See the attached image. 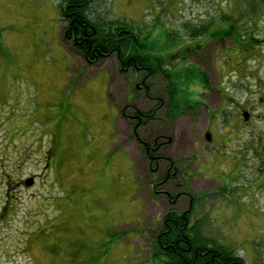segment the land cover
<instances>
[{"label":"rangeland","instance_id":"obj_1","mask_svg":"<svg viewBox=\"0 0 264 264\" xmlns=\"http://www.w3.org/2000/svg\"><path fill=\"white\" fill-rule=\"evenodd\" d=\"M240 2L93 4L94 16L129 23L165 61L168 106L162 77L145 89L144 73L121 72L115 58L92 66L74 51L59 0H0V264H160L162 219L192 210L193 198L203 236L264 264V107L254 95L252 122L237 121L247 107L238 84L230 108L238 44L211 38ZM203 27L211 32L195 36ZM259 53L247 58L254 92L264 88ZM137 111L153 113L138 134L156 160L132 135Z\"/></svg>","mask_w":264,"mask_h":264},{"label":"trees","instance_id":"obj_2","mask_svg":"<svg viewBox=\"0 0 264 264\" xmlns=\"http://www.w3.org/2000/svg\"><path fill=\"white\" fill-rule=\"evenodd\" d=\"M59 1L62 19L68 24L64 30V41L66 43L71 41L74 51L80 53L92 66L115 58L121 72H131L139 76L144 73L142 83L145 89H148V79L162 77L166 81V91L169 96L167 104L170 105L175 87L170 80L171 75L165 68L166 63L162 58L153 57L147 53L148 46L143 43L139 34L129 23L106 20L100 15L94 16L93 4L102 0ZM239 6L241 7L239 13L232 15V21L228 17L225 18L222 22L226 24V27L221 26L220 30L211 35L212 39L223 41L224 38L234 37L235 44L237 42L239 44L242 41L241 33H239L243 29L242 24L247 16H251L250 14L260 13L253 9L264 8V0H241ZM210 29L203 27L195 36L203 37L211 32ZM222 32L224 34L221 36ZM205 82L208 83L206 80ZM162 104L163 102L159 101V106ZM126 108L120 116L127 119L128 116L125 114L129 107ZM152 114V112L149 114L137 111L132 118L137 121L132 135L141 142L151 161L156 160L155 153L147 143L142 142L138 130L142 126L143 119L150 121ZM5 173L11 174L9 171ZM168 200L172 202L171 205H176V199ZM192 200V210L186 213L179 214L174 208L166 212L162 219L163 230L154 236L156 252L153 258H157L160 264H245V261L231 247L221 245L202 235L204 225L198 226V223H194L196 219L192 218L194 206L197 203L196 198Z\"/></svg>","mask_w":264,"mask_h":264},{"label":"flooded vegetation","instance_id":"obj_3","mask_svg":"<svg viewBox=\"0 0 264 264\" xmlns=\"http://www.w3.org/2000/svg\"><path fill=\"white\" fill-rule=\"evenodd\" d=\"M262 12L257 14H250L251 16H247L246 19L249 18V20H253V22L242 24V30H240L239 33H241V39L240 43L236 45L238 46V55L237 60L234 62L235 66H232V69L229 71V75L231 78H236V81L232 83V92L229 96V100L231 103L230 108L233 110L234 102L236 100L235 96V90L236 86L238 84H244L243 91L247 92V107H242L239 114L235 115L237 116V121L244 122L245 125H249L254 116H255V107L253 105V96L258 95V99L255 101V103L262 105L264 107V88L263 85L260 84L257 87V91H252L251 88H253L251 85L248 84V82L245 83V81H249L252 76H255L254 73H250V67L247 65V58L250 55L251 50H259V54H255L254 57H262L261 53H264V8L260 9ZM247 22V20H246ZM235 68V69H234ZM245 100V99H244ZM244 105V102H243ZM247 114L249 116V120L245 121L243 114ZM234 118V117H232ZM264 153V151H263Z\"/></svg>","mask_w":264,"mask_h":264},{"label":"water","instance_id":"obj_4","mask_svg":"<svg viewBox=\"0 0 264 264\" xmlns=\"http://www.w3.org/2000/svg\"><path fill=\"white\" fill-rule=\"evenodd\" d=\"M243 116H244L245 121H248V120H249V116H248L246 113L243 114ZM206 139H207V140H211V137H210V136H206ZM34 184H35V180H34L33 178H29V179L26 180V182H25V186H26L27 188L33 187Z\"/></svg>","mask_w":264,"mask_h":264}]
</instances>
